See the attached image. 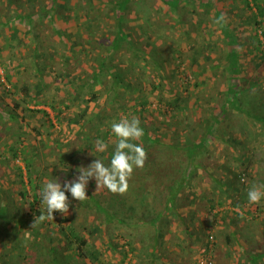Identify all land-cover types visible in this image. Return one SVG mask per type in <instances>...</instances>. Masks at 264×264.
Segmentation results:
<instances>
[{"label":"trees","instance_id":"16d2710c","mask_svg":"<svg viewBox=\"0 0 264 264\" xmlns=\"http://www.w3.org/2000/svg\"><path fill=\"white\" fill-rule=\"evenodd\" d=\"M16 1L8 0L17 25L8 36H0L2 56L8 58L20 54L24 37L18 36L19 22L27 25L28 33L34 34L33 51L40 39L34 32L37 19L39 24L50 20L55 33L64 41L54 15L58 7L64 8L65 4L49 0L36 10L21 14L15 7ZM29 1L37 4L39 0ZM86 1L94 3V0ZM159 1L167 5V12H175L181 5V0ZM191 1L195 5L193 11H197L198 2ZM217 1H199L203 13L197 15L196 25L205 27L204 34L211 32L218 38L209 39L205 48L193 49L191 53L176 48L172 51L142 48L121 28L125 13L135 0H109L105 6L115 13L118 31L102 52H96L94 70H87L85 79L80 82L77 75L71 74L67 85L63 82L65 76H60L62 88H68L59 103L56 100L45 102L42 98L44 88L51 82L46 80V76L52 74L50 64L45 61L41 64L34 54H30L33 58L30 65L23 61L13 63L9 58L4 62L0 60V264H135L136 259L144 256L146 262L151 259L146 264H154L158 250H164L162 239L167 241L168 247L172 239H179L184 244L188 239L203 241L204 248H200V243L196 247L199 254L195 264L202 259L211 260L212 264H236V259L241 257L237 264H261L264 237L254 251L248 252V240L232 229L227 219L241 218L234 208L225 207L231 205V199L217 197L214 192L208 197L196 180L197 174L201 180L212 178V174L205 171V176L199 175L202 166L197 161L209 149V144L221 137V133H226L222 125L230 127L232 116L244 120L243 128L250 121L260 123L264 134V110L254 112L247 102L249 94L253 98L264 96V0H251L252 4L246 2V7L254 14L251 23L248 22L254 30L248 44L241 40L232 19L216 23L223 14ZM92 18L87 17L86 21L92 23ZM212 18L214 29L208 22ZM95 19L99 20L97 16ZM236 24L239 25V21L236 20ZM192 39V35L187 36V41ZM210 42L218 53L209 60L210 47L209 50L207 47ZM68 46L69 51L75 53V45ZM123 52L133 55L134 59L128 60L130 66L118 69L109 63L115 60L117 53ZM246 56L252 61H247ZM201 57L209 64H202ZM150 65L152 68L148 71ZM137 68L141 71L137 72ZM25 73L33 80H19ZM183 75L185 80L179 82ZM107 77L110 80L105 82ZM86 88L90 89L89 94L84 93ZM202 90L207 91L206 96L200 94ZM103 95L106 98L102 106L94 107L97 112H89V103L99 104ZM70 103L80 104L66 121L69 127L76 124L77 129L65 146L59 142L54 144L55 132L52 130L55 125L53 121L45 120L50 116L49 112L46 108L39 110V106H50L59 115L62 113L59 108L64 105L69 109ZM109 105H116L113 118L105 114ZM253 105L259 109L258 103ZM156 113L168 119L157 129L162 132L158 135L149 132L150 115ZM193 114L197 115L196 119ZM84 117L87 119L82 123ZM133 117L139 118L144 129L142 140L136 143H142L147 160L143 168L134 170L128 191L121 195L107 188L96 189L95 179L91 178L86 200L77 201L66 193L70 201L67 216L55 212V220L34 225L40 214L39 190L43 184L57 178L63 185L66 180L71 181L79 175V167H87L95 159L108 166L117 142L111 130L112 123ZM97 139L108 144L105 152L95 151ZM46 148L49 151L43 152ZM42 154L48 161L52 155V163L36 172L34 159ZM250 160L246 161L242 173L245 176L254 166V160ZM214 181L225 190L229 187L224 173L221 179ZM13 183L19 184V188H14ZM198 199L201 209L192 205ZM242 205L243 202L234 204L239 209ZM194 218L199 224L194 223ZM226 223L228 233L225 232ZM146 226H150L152 232L143 234ZM138 230L141 232L137 241ZM112 235L117 239L118 247L111 244ZM146 239L151 240L149 245L145 244ZM144 245L147 249H143ZM180 256L177 257L179 264H185L188 258Z\"/></svg>","mask_w":264,"mask_h":264},{"label":"rangeland","instance_id":"374dc122","mask_svg":"<svg viewBox=\"0 0 264 264\" xmlns=\"http://www.w3.org/2000/svg\"><path fill=\"white\" fill-rule=\"evenodd\" d=\"M48 1L49 0H39L37 4H34L29 0H17L15 7L18 8L21 14H27L45 5L44 3ZM108 1L109 0H94L93 4H89L86 0H59L58 3L65 4V6L64 8L58 7L54 15V22L57 25V30L62 33L64 41L62 42L55 33V29L50 20L39 24L37 19L35 24L36 30L34 32L39 35L40 39L36 41L38 47L35 51L32 49L34 34L28 33L27 25L19 22L18 36L24 37V44L19 49V55H9L8 58L12 60L13 63L23 61V63L27 65L31 59H33L30 54H34L35 60L39 61L41 64L42 61H45L52 66V74L46 76V80L51 82H49L50 85L46 86L43 90V101L48 102L56 100L57 103L63 101L64 90L68 87L62 88V82L60 81L61 75L65 76L63 77V82L68 85L70 81L69 76L71 74L77 75V80L81 82L82 79L86 78L85 72L87 70L93 72V65L96 63V52H102L103 49L109 45L110 38L118 31V19H116L115 13L110 10V7L105 6ZM199 1L200 0H195L196 3L198 2L197 11H193L195 8L193 1L181 0V5L175 12H167V5L159 0H135V2L131 3L130 9L125 13V20L122 22L121 28L124 30V33L129 34V38L136 40L141 44L142 48H147L148 51L154 47L164 51H172L176 48L178 50H185L183 52H186V50L188 52L191 51V53L193 49L201 50L206 47V42H208L209 39L214 41L218 36L211 32L204 34L206 30L205 27L196 25V23L198 24L197 15L203 13V6L199 4ZM246 2L250 3L251 0L217 1L224 16L232 19V21H230L232 25L236 26L241 40L248 44L254 34L253 26L249 25L248 22L251 23L254 14L251 12L250 8L248 9L246 7ZM33 5H35L34 8H32ZM12 9L13 7L8 4V0H0V22L2 20L1 25L4 26V29L0 26L1 37L4 35L8 36L11 29L17 25L12 18L14 17L12 15ZM253 10L256 12V7H253ZM96 16L99 18L97 21H95ZM87 17H93L92 23L86 21ZM236 20L239 21V25L236 24ZM39 21H41V19ZM208 22L212 25V29H214L215 20L212 18L209 19ZM188 34L193 36L190 42L187 41ZM68 44L75 45V53L69 51ZM209 44L207 48L209 50L210 47V60V56H212V58L216 57L218 50L213 47L212 42ZM50 51L52 52L51 54ZM207 54L208 53H205V55ZM8 58L0 54L1 62L6 61ZM114 58L115 60L109 63L113 66L116 65L118 69L127 68L130 66L128 60L132 61L134 59L133 55L127 52L117 53ZM199 60H204L202 64H209L204 57H201ZM246 60H251V58L246 56ZM179 62L180 61H177L176 63L180 64ZM151 68L152 66L150 65L148 71L151 70ZM138 71H141V69L137 68V72ZM43 72L45 73V71ZM185 78L186 76L184 75L180 76L179 82L181 79L185 80ZM146 79H148V77H146ZM19 80L32 81L33 77L25 73L19 76ZM109 80L110 78L107 77L105 82ZM203 90L200 91L202 92L200 94L206 96L208 89L204 92ZM84 93L89 94L90 89H84ZM258 96L259 97L256 98H253L252 94L247 96L249 108L254 112H262V110H264V103H262L264 102V96H262V94ZM105 98L106 95L100 97L99 104L89 103V112H97L94 110V107L98 108L97 106H102V102ZM255 102L258 103L259 109L254 108L253 104ZM69 105V109L65 108L64 105L61 106L59 110L62 113H59V115L57 114L58 112L56 110L54 111L50 106H45L44 104L39 106V110L43 111V108H46L45 110L49 112L50 118L47 117L45 120L47 122L53 121L55 125V128H52L53 133L55 132V137H53L54 140H52L54 144L59 142L65 146V144L71 141L73 132L77 129L76 124L69 127L66 121L74 114L80 104L70 103ZM115 106L116 105L106 106L105 114L111 116L110 118H113L116 114ZM193 115V118L196 119L197 115ZM58 116L59 118H57ZM150 117L149 132L151 134L157 132V135L162 133L157 129L161 127L164 122L168 121V119L160 116L158 113L150 115ZM86 119L87 117H84L82 123H84ZM244 123V120L234 115L229 121L230 127L226 124L222 125L223 131L226 133H221V137L216 139L214 143L209 144V149H207L200 160L197 161L202 166V171L199 175L205 176V172H208L212 174V178L201 180L202 178L197 174L196 180L201 190L204 188V194L208 197H212L213 193L210 194V192H214L217 197L219 195L222 199L226 197L231 199V205L226 204L225 207L228 209L234 208L241 218L238 219L236 216H233L230 221L229 219L231 217H229L227 218L228 222L231 223L232 229H236V231L240 233L243 239L248 240L246 250L252 252L257 248V243L264 237V198H262L258 204H251L249 203L247 193L253 185H264V134L260 130V123L250 121L248 122V126L243 128L242 126H244ZM242 128L243 130H240ZM50 148L52 151L55 150L54 145ZM48 151L47 148L43 149V152ZM49 158L51 159L50 161L42 154L39 158L34 159V165H36V169L38 170L35 171L40 172L47 164H51L52 155ZM250 158L254 160V166L250 169L247 176H245L242 173H244L246 161H251ZM168 162H170V159H168ZM223 173L225 174V181L227 185H229L227 190L223 189L222 186L216 184L214 181L216 179H221ZM13 184L14 188H19V184ZM239 202H243L242 209L234 206V204H238ZM192 205L197 209H201L199 208L202 206L201 200L198 199L194 201ZM194 219V223L199 224V220L196 218ZM224 221L225 220H223V222ZM226 225L227 229L225 232L228 233V223H226ZM143 230V234H145V232H152L150 226L144 227ZM140 232L141 230L137 231V241L139 240ZM112 238L111 244L117 246V239H114L113 235ZM178 241L179 239H172L168 247L166 245L167 241L162 239L160 242H164V250H158L154 264H179L177 257H181L180 255H184L188 258L185 264H195L196 257L199 254V248H196L197 246L195 247V242L190 239L191 245H183L182 243V245L178 246ZM150 242L151 240L148 241V239H146L145 244L149 245ZM199 243L200 248H204L205 243H203V241ZM147 245H144L143 249H147ZM138 247L142 249V246L138 245ZM144 252L146 251L144 250ZM241 260L242 257L239 260L236 259V264ZM150 261L151 259L146 262V256H144L140 260L136 259L135 264H146ZM261 264H264V259L261 261Z\"/></svg>","mask_w":264,"mask_h":264},{"label":"clouds","instance_id":"9594fccd","mask_svg":"<svg viewBox=\"0 0 264 264\" xmlns=\"http://www.w3.org/2000/svg\"><path fill=\"white\" fill-rule=\"evenodd\" d=\"M226 17H221L216 23H226ZM111 130L117 138L116 146L110 164L108 166L100 159H95L87 167L77 169L79 175L71 181H65L63 185L57 178L48 180L39 190L40 214L35 218V224L44 221L55 220L54 213L67 216L69 214L70 201L66 193L77 201L88 198L87 185L91 178L95 179L96 189L107 188L114 194H125L130 185L133 172L136 168H143L147 160V153L141 141L144 129L139 118H121L113 122ZM108 144L101 139L95 141V151L105 152ZM251 204H258L264 198V185H253L248 193ZM43 208V211H41ZM33 225V226H34Z\"/></svg>","mask_w":264,"mask_h":264},{"label":"crops","instance_id":"0c3cea01","mask_svg":"<svg viewBox=\"0 0 264 264\" xmlns=\"http://www.w3.org/2000/svg\"><path fill=\"white\" fill-rule=\"evenodd\" d=\"M195 242V247L198 245V243H199V241H194ZM182 243H183V245H187V243H190V240H186L185 241V244H184V242H182L181 240H179L178 242H177V245L178 246H180V245H182Z\"/></svg>","mask_w":264,"mask_h":264},{"label":"built area","instance_id":"2783aa9c","mask_svg":"<svg viewBox=\"0 0 264 264\" xmlns=\"http://www.w3.org/2000/svg\"><path fill=\"white\" fill-rule=\"evenodd\" d=\"M199 264H212V261L210 260H206V259H202L199 261Z\"/></svg>","mask_w":264,"mask_h":264}]
</instances>
